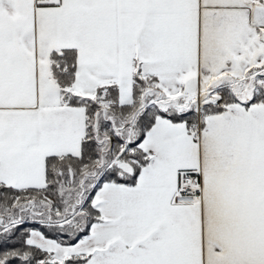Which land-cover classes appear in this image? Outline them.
Listing matches in <instances>:
<instances>
[{
    "label": "snow or ice",
    "instance_id": "snow-or-ice-1",
    "mask_svg": "<svg viewBox=\"0 0 264 264\" xmlns=\"http://www.w3.org/2000/svg\"><path fill=\"white\" fill-rule=\"evenodd\" d=\"M0 264H264V0H0Z\"/></svg>",
    "mask_w": 264,
    "mask_h": 264
}]
</instances>
